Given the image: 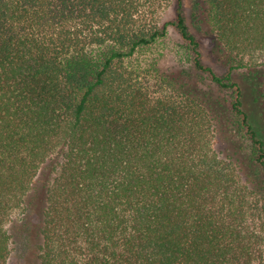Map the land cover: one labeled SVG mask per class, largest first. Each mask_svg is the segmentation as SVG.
Wrapping results in <instances>:
<instances>
[{
    "label": "trees",
    "instance_id": "trees-1",
    "mask_svg": "<svg viewBox=\"0 0 264 264\" xmlns=\"http://www.w3.org/2000/svg\"><path fill=\"white\" fill-rule=\"evenodd\" d=\"M152 1L0 0V264H264V0H193L226 76Z\"/></svg>",
    "mask_w": 264,
    "mask_h": 264
},
{
    "label": "rangeland",
    "instance_id": "rangeland-1",
    "mask_svg": "<svg viewBox=\"0 0 264 264\" xmlns=\"http://www.w3.org/2000/svg\"><path fill=\"white\" fill-rule=\"evenodd\" d=\"M153 3V7L156 9V20L158 23L166 24L170 22H174L176 19V1L170 0L165 3L159 2H151ZM148 2V4H151ZM193 0H184V10L185 15L190 26L191 31L202 41L201 51L203 53V62L205 66L211 67L219 76H226L229 68L224 65L218 58L212 53L210 46V39L199 33L195 28L193 22ZM95 51H98L95 49ZM191 48L189 45L181 38L179 33L174 27H169L168 35L159 40L156 44L143 48L139 51L136 57L133 59L132 63L135 66H141L142 68H149L150 66L157 65L162 70H167L171 66H175L179 69L189 68L190 70L195 71L194 67V55L191 52ZM196 73V71H195ZM247 90L246 101L252 104L249 99L251 98V93ZM231 94H229V98H231ZM248 98V99H247ZM264 106V105H263ZM260 107V106H259ZM258 104H254V109H259ZM262 111V108L260 109ZM263 112V111H262ZM259 120L261 121V125L263 128L264 135V112L263 114H259L257 112ZM35 242L36 239L31 237L28 243L18 250L17 255L14 257L12 264H37L35 258Z\"/></svg>",
    "mask_w": 264,
    "mask_h": 264
}]
</instances>
